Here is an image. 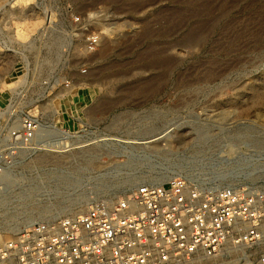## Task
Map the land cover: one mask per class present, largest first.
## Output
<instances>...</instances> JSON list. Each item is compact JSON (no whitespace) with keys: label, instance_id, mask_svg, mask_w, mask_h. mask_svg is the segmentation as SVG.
Instances as JSON below:
<instances>
[{"label":"rangeland","instance_id":"374dc122","mask_svg":"<svg viewBox=\"0 0 264 264\" xmlns=\"http://www.w3.org/2000/svg\"><path fill=\"white\" fill-rule=\"evenodd\" d=\"M44 3L99 12L103 43L85 76L66 66L71 89L34 85L24 96L43 136L58 140L1 182L0 240L145 182L264 183V0H9L5 30L32 38ZM14 67L0 69L1 105L18 85Z\"/></svg>","mask_w":264,"mask_h":264},{"label":"built area","instance_id":"2783aa9c","mask_svg":"<svg viewBox=\"0 0 264 264\" xmlns=\"http://www.w3.org/2000/svg\"><path fill=\"white\" fill-rule=\"evenodd\" d=\"M38 10L41 27L19 42L5 30L0 9V69L13 64L12 75L21 73L0 104V192L3 180L21 175L34 159L37 144L58 140L43 136L44 122L24 96L34 85L71 89L66 66L85 76L88 57L103 43L99 12L89 19L51 3ZM258 156L264 160V151ZM0 264H264V183L145 182L81 214L51 213L0 240Z\"/></svg>","mask_w":264,"mask_h":264},{"label":"clouds","instance_id":"9594fccd","mask_svg":"<svg viewBox=\"0 0 264 264\" xmlns=\"http://www.w3.org/2000/svg\"><path fill=\"white\" fill-rule=\"evenodd\" d=\"M35 0H11V7L17 8L20 7L22 9H26L30 4L34 3ZM9 3V0H0V7L4 4ZM89 19H94L96 17L95 12L88 13ZM22 39H27V36H22Z\"/></svg>","mask_w":264,"mask_h":264},{"label":"bare ground","instance_id":"6f19581e","mask_svg":"<svg viewBox=\"0 0 264 264\" xmlns=\"http://www.w3.org/2000/svg\"><path fill=\"white\" fill-rule=\"evenodd\" d=\"M159 138H160V137H159ZM159 138H155V139H153V141H154V140H157V139H159ZM83 212H84V211H83ZM83 212H78V213H75V214H81V213H83ZM34 222H35V221H33V220L30 221V222H29V223H30L29 226H30L31 224H33Z\"/></svg>","mask_w":264,"mask_h":264},{"label":"crops","instance_id":"0c3cea01","mask_svg":"<svg viewBox=\"0 0 264 264\" xmlns=\"http://www.w3.org/2000/svg\"><path fill=\"white\" fill-rule=\"evenodd\" d=\"M1 99V98H0ZM1 102H3V100H0V104H1Z\"/></svg>","mask_w":264,"mask_h":264}]
</instances>
